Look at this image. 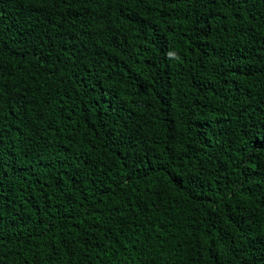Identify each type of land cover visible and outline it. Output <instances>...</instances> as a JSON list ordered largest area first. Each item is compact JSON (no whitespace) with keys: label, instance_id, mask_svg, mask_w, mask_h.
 Here are the masks:
<instances>
[{"label":"trees","instance_id":"obj_1","mask_svg":"<svg viewBox=\"0 0 264 264\" xmlns=\"http://www.w3.org/2000/svg\"><path fill=\"white\" fill-rule=\"evenodd\" d=\"M0 264H264V0H0Z\"/></svg>","mask_w":264,"mask_h":264}]
</instances>
